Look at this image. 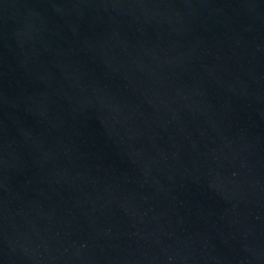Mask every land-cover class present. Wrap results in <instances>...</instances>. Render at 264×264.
Returning <instances> with one entry per match:
<instances>
[{"label": "water", "instance_id": "water-1", "mask_svg": "<svg viewBox=\"0 0 264 264\" xmlns=\"http://www.w3.org/2000/svg\"><path fill=\"white\" fill-rule=\"evenodd\" d=\"M0 264H264V0H0Z\"/></svg>", "mask_w": 264, "mask_h": 264}]
</instances>
